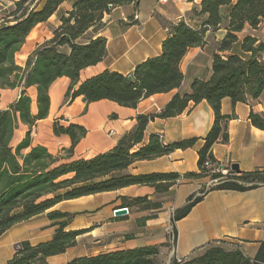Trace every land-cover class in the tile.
I'll return each instance as SVG.
<instances>
[{"label": "trees", "instance_id": "trees-1", "mask_svg": "<svg viewBox=\"0 0 264 264\" xmlns=\"http://www.w3.org/2000/svg\"><path fill=\"white\" fill-rule=\"evenodd\" d=\"M67 1L46 0L42 9L37 10L24 7L28 0H19L13 14L20 13L18 17L6 21L0 28V92L23 88L19 99L8 109L0 111V237L13 226L45 213L62 201L129 186H150L163 194L183 180L204 177L219 180L209 191L191 196L187 205L175 212L173 225L185 218L210 191L245 192L264 186V170H233L228 176L214 172L220 163L213 154L215 144L229 141L227 122L231 117L221 112L223 99L230 98L236 105L247 103L249 99L257 100L264 92V40L259 42L252 36L240 40L238 37L246 25L258 29L264 23V0H204L201 14L208 16L204 27L195 30L185 22L170 26V36L163 42L162 54L138 65L132 74L133 81L122 74L105 70L83 82L81 72L101 63L107 55L106 40L94 36L104 27L105 14L116 7L137 4L140 0H74L71 11L61 17V25L54 31L53 38L38 44L25 66H20L16 56L33 30L47 23ZM223 7L229 8L227 34L219 43V53L214 55L210 78L195 80L191 93L176 94L161 113L138 116L136 128L126 134L112 151L90 160L69 161L87 131L81 126L65 127L58 122L53 127L55 135H68L72 140L67 158L54 156L44 146H33L31 129L37 121L49 116L50 87L60 78L71 80L66 93L67 103L83 97L88 104L110 100L123 107L136 108L142 100L153 95L179 89L185 79L181 70L184 57L190 49L206 45L208 30L219 29L223 21ZM65 47L67 52L61 50ZM225 52L231 55L223 56ZM31 87L37 90L36 115L32 111V99L26 91ZM203 101L212 107L215 123L198 153L199 173L184 176L121 174L135 162L194 148L199 141L196 138L166 145L160 135L153 134L147 145L133 152L143 143L151 121L177 117L188 109L190 103L198 105ZM251 120L255 127L264 130L263 116L252 112ZM21 124L29 127L30 131L17 144L15 135ZM132 203L161 208V204H150L148 198H136ZM50 216L60 218L69 215L55 212ZM59 225L51 241L38 245L23 243L7 264H48V257L63 254L75 246L81 232L66 231V223ZM167 247L168 244H163L117 250L79 258L68 264H161L163 249ZM209 247L197 259L184 263L189 259L174 257L171 264H264V243L254 260L246 258L240 250H226L218 244Z\"/></svg>", "mask_w": 264, "mask_h": 264}, {"label": "crops", "instance_id": "crops-1", "mask_svg": "<svg viewBox=\"0 0 264 264\" xmlns=\"http://www.w3.org/2000/svg\"><path fill=\"white\" fill-rule=\"evenodd\" d=\"M45 1L36 9L41 10ZM203 1L140 0L137 4L114 8L105 14L104 27L94 35L106 40L107 55L101 63L81 72V82L105 70L132 75L138 65L162 54L163 42L170 36L172 25L185 22L195 30L202 29L208 19L207 15L201 14ZM73 4L74 0L65 2L47 23L40 25L54 24V29H57L61 25V17L71 11ZM221 15L223 21L219 29H210L206 33V45L190 49L184 57L181 63L185 76L182 86L144 99L136 108L123 107L110 100L88 104L83 102V97L67 103L66 93L71 80L63 77L55 81L50 87L49 116L37 121L31 129L33 146H44L54 156L67 158L72 140L68 135H55L53 127L58 122L65 127L81 126L87 131L69 161L90 160L112 151L126 134L136 128L138 116L161 113L176 94L191 93L195 80L210 78L214 55L219 53V43L227 34L229 8L223 7ZM5 23L0 24V28ZM50 33L53 36V32ZM52 36L45 35L43 39H51ZM247 36L259 42L264 40V23L258 29L246 25L238 37L243 40ZM35 47L28 52V57ZM22 91L23 88L2 90L0 111L14 104ZM26 91L36 115L37 90L31 87ZM3 99L6 101L2 103ZM221 112L231 117L227 122L229 141L214 145L215 159L226 167L238 165L239 172L264 170V130L255 127L251 120L252 112L264 117V92L257 100L249 99L247 103L236 105L230 98H225ZM214 123L215 113L207 101L198 105L190 103L188 109L177 117L156 118L148 124L143 143L133 152L147 145L153 134L160 135L166 145L191 138L199 140L197 145L154 160L135 162L121 174L184 176L199 173L198 153ZM29 131V127L21 124L15 142L20 143ZM212 182L210 177L183 180L163 194L157 193L154 187L135 185L62 201L45 213L13 226L0 237V264H7L14 257L18 245L51 241L61 223L67 224L66 231H79L81 234L76 245L65 253L48 257V264H68L79 258L163 244L169 247L162 253L166 251L170 258L178 260L196 257L213 244H230L234 250H240L246 258L254 260L264 243V186L245 192L210 191L185 218L173 225L175 212L185 207L191 196L209 191L213 187ZM136 198H148L150 204H161V208L135 205L132 202ZM121 208H128L129 214L116 216L114 212ZM55 212L69 216L51 218L50 214Z\"/></svg>", "mask_w": 264, "mask_h": 264}, {"label": "rangeland", "instance_id": "rangeland-1", "mask_svg": "<svg viewBox=\"0 0 264 264\" xmlns=\"http://www.w3.org/2000/svg\"><path fill=\"white\" fill-rule=\"evenodd\" d=\"M19 0H0V24H3L5 21H10L13 20L14 17H18V15L20 14H16L13 15L15 13V11L17 10V2ZM43 0H28L27 4L24 7H29V8H39L42 4ZM104 23V22H103ZM56 29H54V24H50V25H45V26H37L34 30H33V34L30 36V38H28L27 42H26V46H24L21 50V52L19 54H17L16 56V61L20 66H24L25 61L28 57V52L31 50V48L35 47V44L37 43V45L42 42L44 43L46 40L49 39H43L45 35L48 36H52V34L50 33V31H52L54 33ZM101 30V29H100ZM54 35V34H53ZM53 38V36H52ZM41 43V44H42ZM37 47V46H36ZM35 47V48H36ZM67 47L61 49L63 52H67ZM5 98V97H4ZM1 99V97H0ZM6 100L3 99L2 103L5 102ZM1 103V100H0ZM217 246V245H215ZM224 247L226 250H234L235 248L232 247L230 244L227 245H219ZM213 247V246H211ZM211 247L203 250L199 255H197L196 257H193L191 259H189L188 261H184L185 262H190L194 259H197L199 257H201L202 255H204L206 253V251L208 249H210ZM16 253L17 250L15 249ZM173 258H170L168 256V252H164L161 256V264H171Z\"/></svg>", "mask_w": 264, "mask_h": 264}, {"label": "built area", "instance_id": "built-area-1", "mask_svg": "<svg viewBox=\"0 0 264 264\" xmlns=\"http://www.w3.org/2000/svg\"><path fill=\"white\" fill-rule=\"evenodd\" d=\"M232 171H233L232 168H230V167H226V166H223V165H221V164L216 165V167L214 168V172H216V173H221V174L224 175V176H228ZM218 181H219V180H215V181H213V182H212V185L214 186V185L218 184ZM126 209H127V214H129V210H128V208H126ZM114 213L116 214V211H115Z\"/></svg>", "mask_w": 264, "mask_h": 264}, {"label": "water", "instance_id": "water-1", "mask_svg": "<svg viewBox=\"0 0 264 264\" xmlns=\"http://www.w3.org/2000/svg\"><path fill=\"white\" fill-rule=\"evenodd\" d=\"M128 77V79L130 80V81H133V76L132 75H129V76H127ZM87 100L84 98L83 99V102H86ZM232 169L234 170V171H238L239 170V166L238 165H233L232 166ZM127 214V209L126 208H121V209H118L117 211H116V216H122V215H126ZM21 249V245H18L17 247H16V250H17V252L19 251Z\"/></svg>", "mask_w": 264, "mask_h": 264}]
</instances>
